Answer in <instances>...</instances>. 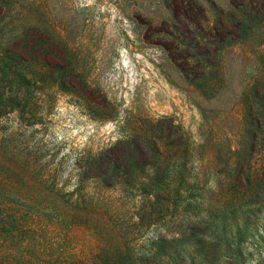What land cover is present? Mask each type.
Returning a JSON list of instances; mask_svg holds the SVG:
<instances>
[{"label": "rangeland", "instance_id": "obj_1", "mask_svg": "<svg viewBox=\"0 0 264 264\" xmlns=\"http://www.w3.org/2000/svg\"><path fill=\"white\" fill-rule=\"evenodd\" d=\"M5 51L25 72L0 83L24 92L0 107V170L40 200L41 258L264 264L263 0H0Z\"/></svg>", "mask_w": 264, "mask_h": 264}, {"label": "trees", "instance_id": "obj_2", "mask_svg": "<svg viewBox=\"0 0 264 264\" xmlns=\"http://www.w3.org/2000/svg\"><path fill=\"white\" fill-rule=\"evenodd\" d=\"M264 3V0H263ZM204 36V35H202ZM204 38V37H203ZM201 37V43L205 44V40ZM203 47V46H202ZM0 57V83L4 78H11L21 83L24 78L25 68L20 56L17 54L15 58L9 56L5 51ZM32 72V71H31ZM33 77H37V73H31ZM22 93L19 89H7L6 86L0 84V107H8L12 104V108L21 105ZM161 154V149H157ZM14 161V164H20L19 158L15 153H7ZM134 152L130 150H115L106 160L101 159L97 169L103 176V184L106 188L114 186V182H108L114 176L124 173L130 174L131 157ZM16 164V165H17ZM6 167V166H4ZM27 184L25 179L18 173L16 169L8 168L4 171L0 170V191L7 193H16L19 195L17 199H0V235H3L5 246L0 247V264H55L50 259H43L44 250L38 243V237L42 233L47 232L51 225L45 223L41 215L35 214L28 209L31 202L37 204L40 200L35 195H29L24 191ZM77 207L81 211H87L88 203L82 199L77 200ZM73 224H80L75 222ZM4 256V259H3ZM59 264V263H58ZM62 264H115L113 261H86L78 260L74 263Z\"/></svg>", "mask_w": 264, "mask_h": 264}]
</instances>
